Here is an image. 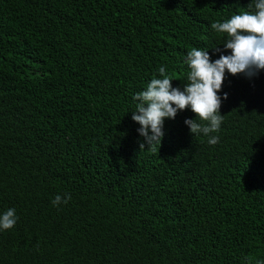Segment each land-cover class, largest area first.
<instances>
[{"label":"trees","instance_id":"16d2710c","mask_svg":"<svg viewBox=\"0 0 264 264\" xmlns=\"http://www.w3.org/2000/svg\"><path fill=\"white\" fill-rule=\"evenodd\" d=\"M248 3L0 0V264L264 262V70L226 76L216 145L186 109L140 150L131 118L160 66L182 89L188 51L219 58L211 24Z\"/></svg>","mask_w":264,"mask_h":264},{"label":"clouds","instance_id":"9594fccd","mask_svg":"<svg viewBox=\"0 0 264 264\" xmlns=\"http://www.w3.org/2000/svg\"><path fill=\"white\" fill-rule=\"evenodd\" d=\"M248 9L211 24L216 33L226 35L223 51L218 46L211 48L219 53V58L213 60L209 49L192 48L187 52L184 64L189 71L182 89L173 87L174 79L166 72V66H160L161 78L154 76L145 90L133 96L137 104L131 118L140 125L137 131L144 140L139 144L140 150L145 148V143L148 149H155L157 145L160 148L165 120H174L178 112L186 109L195 114V118L184 120L190 134L207 136L210 145L219 143V136L211 134L219 132L224 120L220 110L228 94L219 93L226 76L252 77L264 70V0H250ZM70 199L71 196L58 194L51 203L58 207ZM17 219L15 209L9 208L0 214V230L14 228Z\"/></svg>","mask_w":264,"mask_h":264}]
</instances>
